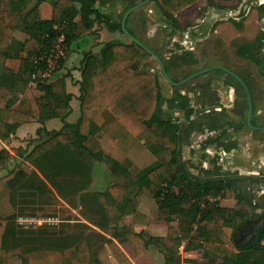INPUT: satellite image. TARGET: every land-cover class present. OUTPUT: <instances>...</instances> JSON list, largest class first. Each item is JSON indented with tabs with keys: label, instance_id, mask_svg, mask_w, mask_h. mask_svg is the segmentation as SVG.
I'll list each match as a JSON object with an SVG mask.
<instances>
[{
	"label": "trees",
	"instance_id": "obj_1",
	"mask_svg": "<svg viewBox=\"0 0 264 264\" xmlns=\"http://www.w3.org/2000/svg\"><path fill=\"white\" fill-rule=\"evenodd\" d=\"M31 1L0 0V140L10 141L19 127L31 121L44 124L60 119L64 124L59 130L46 131L32 150L20 147L13 150L15 154L7 149L0 151V172L9 169L15 155L35 168L28 172L22 162L8 170V174L0 177V191L7 189L9 193L26 196V199L30 197L34 202L39 198L41 206L62 197L76 207L73 197L86 189L95 163L105 162L116 180L107 192L113 203L105 204L103 194L95 198L85 195L82 200L88 202L81 210L82 215L89 219L92 209L98 207L96 221L103 227L117 224L127 216H134V222H137L140 200L148 196L156 201L159 218L168 225V234L164 238L144 231L136 232L133 224L117 228L116 235L125 237L136 255H141L148 244H152L169 264H181L180 248L186 242V249L203 252L205 263L199 264H216L218 259L224 264H264V220L257 212L260 205L254 195L243 189L247 181L235 182L230 176L213 182L193 180L182 172L178 155L181 130L187 138L195 129L218 131L226 126L235 129L234 121L224 122L223 118L209 114L192 122L187 111L188 101L180 89H176L174 98L166 99L158 76L144 71L147 61L152 59L157 63V60L132 41H112L105 43L99 54H84L80 68V117L76 123H68L73 95L67 90L66 78L38 82L39 94H35L31 88L33 75L42 71L35 58L53 43L57 28L65 27L69 50L74 42L91 33L96 24L110 23V18L96 10L91 0H57L52 1V20H43L39 9L42 0H37L30 8ZM197 1L166 0L162 15L178 29L175 14ZM126 11L120 15L117 24L121 32ZM133 15L128 17L127 23ZM78 16L80 20L76 21ZM128 31L138 38L130 28ZM17 32L25 33L29 39L20 42L16 39ZM262 39L264 35L259 36L258 47L263 45ZM243 55L249 56V53ZM165 66L167 69V63ZM236 84L243 89L238 81ZM18 93L22 96L17 100ZM165 104L168 108L175 106L184 110L190 124L183 128L172 118H166L163 115ZM102 109L111 111L136 139L144 143L156 158L155 163L132 173L128 166L105 153L97 138L99 127L93 120L94 112ZM237 128L239 132L242 126ZM224 133L226 130L212 143L219 142L222 146L220 139ZM210 174L223 175L220 169L209 171ZM253 179L257 185L258 182L264 184V174ZM219 198L236 200L238 208L221 207ZM95 202L99 205H94ZM79 226L82 224L62 225L67 231L73 230L65 236L68 238L62 243L63 247L74 245L62 264H104L97 250L84 241V232ZM252 226H256L253 240L233 248L237 233ZM59 238L61 235L57 237L44 229L25 234L17 229L14 214L0 215V264H8V257L20 248L27 247L28 251L35 246L41 249L58 247Z\"/></svg>",
	"mask_w": 264,
	"mask_h": 264
},
{
	"label": "crops",
	"instance_id": "obj_2",
	"mask_svg": "<svg viewBox=\"0 0 264 264\" xmlns=\"http://www.w3.org/2000/svg\"><path fill=\"white\" fill-rule=\"evenodd\" d=\"M37 0H32L30 4V8L35 6ZM52 1L57 0H42L39 9L40 14L43 20H52L54 15V9L52 5ZM94 3V8L98 11H100L102 14L110 18V23L106 24L104 22L96 24L93 31L91 33H88L84 35L81 39L74 42L71 47L68 50V56L65 59V62L62 65L61 70L57 74V78H66V85L67 90L69 93L73 95V98L70 102V105L72 107V111L70 115L67 118V122L74 124L78 121L80 117V82L82 80V72L80 70L82 65V59L85 53L87 52H93L94 54H99V52H95V45L97 44V47H100V50L104 46L105 43L112 42V41H118L122 43H130L131 40L120 31L118 28L117 22H119L120 15L130 8V0H91ZM232 0H217V3L220 7H222V12H224V16L222 18H219L212 24L206 23V18L204 17L198 20L197 25L194 27L183 29H175L174 23L168 21L164 17H158V25L161 27L167 29H172L174 32H172V46H182L190 45L195 46L197 42H202L205 40L206 35L211 34V30L215 25V35L217 40L216 48H222L225 52L223 54H226L232 58L230 60L229 66L237 71H241L242 61H240L238 58L234 56V48H233V42L236 41L239 37L240 40H246V43L253 42V40L256 38L257 35H255V38L253 40L248 39L247 32L248 29L252 23V20L250 21V7H244L242 9L243 16L239 14V8L235 7L237 6L236 2H231ZM249 2L251 0H248ZM257 4V1H256ZM77 8H80L79 4H76ZM132 7V5H131ZM191 7L188 6V8ZM241 9V8H240ZM139 9L132 12L134 15L131 17L129 22L127 23V27L130 28L139 39L143 40L145 45L148 46L151 50L158 53L159 55H162V47L163 45H160V37L161 35H158L159 31L156 30V32L153 33V31H149L146 33L148 41H145L143 37L141 36L144 33V25L140 23V19L143 14H139ZM155 11V9H154ZM210 11V10H209ZM227 11V12H225ZM153 12L152 9L149 10V13L151 14ZM131 13V14H132ZM130 14V15H131ZM140 15V16H139ZM179 15L182 16V14H176L175 17L177 20L179 19ZM233 15L235 18H233ZM162 19V20H161ZM80 20V16L77 17L76 21ZM186 20V18H183L181 22L178 23L180 25ZM239 20L241 22L239 23ZM262 24H264V19H261ZM255 24L259 23V18H257L255 21ZM112 25L113 32L112 37L115 38L111 41H103L99 40L98 38L100 35L103 34V28L105 26ZM264 26V25H263ZM239 27V29L237 28ZM259 30V28H258ZM142 31V32H141ZM257 33H259L257 31ZM157 35V36H156ZM156 36V38H154ZM125 37V38H124ZM16 39L20 42H26L29 37L25 33L17 32L16 33ZM212 57V53L208 54V60H210ZM154 61L151 59L147 61L144 64V71L149 72L152 75H157L160 81L162 93L166 99H170V93H171V86L167 82L165 78H163L159 74H155V68H154ZM242 73V72H241ZM55 79V80H56ZM32 91L35 94H39L37 85L32 87ZM220 95V104H214L210 106L212 111V116L214 117H220V112L225 109L226 111L230 110V103H231V97H230V91L226 87H220L218 91ZM22 94L18 93L17 100L21 98ZM203 95L200 94V92L197 94V98L194 100L195 108L199 110L200 105L202 103ZM168 108V105L165 104L163 107V110H166ZM210 110V109H209ZM108 111V112H107ZM170 111V110H169ZM166 113V112H165ZM229 113V112H228ZM114 114L107 110H97L93 114V120L99 127V130L97 132V138L104 149L105 153L109 155L114 160L126 165L129 167V169L132 171V173H135V168L132 166L133 163L139 161L141 163H146L145 166L137 167L139 172L143 170L144 168L152 165L155 163L156 158L146 149L143 142L139 141L138 144L135 143L134 138L128 133V132H121L122 127L126 128L120 121L113 118ZM209 115V114H208ZM206 115V116H208ZM200 117V115L192 116V122L197 120ZM55 120V119H52ZM60 120V119H59ZM51 121V120H49ZM46 121L44 124L37 122V121H31L28 124H25L18 128L17 133L12 136L11 140L8 142H4L0 140V151L3 149L9 150L12 154H15L13 152L16 148H23V149H33L34 146H36L39 143V140L42 136H44V133L46 131L51 132L54 130H59L62 128L64 122L61 120V126L58 129H52L48 127V122ZM190 124L188 121L185 127ZM29 125H33L32 127L27 128ZM183 126V128H184ZM240 126V125H239ZM26 129L25 133H22L23 130ZM40 130L41 134L40 135ZM128 130V129H127ZM223 130L218 131H212L208 128H205L204 131H200L198 129H195L192 132V142L190 141V138L184 137L183 130L180 131V145L178 150V155L180 157V161L183 165L182 172L185 174L186 177L191 178L193 180H199L202 182H213L214 180H221L226 178L228 176L236 178L237 176H247V177H254V176H260L261 174H264V155L260 154V148H258L257 144L254 143H246V146L237 145V143L234 144V147L231 149L229 154H226L224 151V145L219 146V142L212 143V141L215 140L216 137L219 136V134ZM233 128H229L225 135L223 136L226 143L229 140H237L238 143L243 142V138L247 136V132L241 129L239 132L237 131L236 134L232 133ZM234 136V138H233ZM197 137V138H194ZM30 139H32L30 141ZM217 139V138H216ZM27 140L29 142H27ZM115 140H117L118 145H115ZM233 143V142H232ZM122 144H124V149H122ZM216 147L219 148L220 155L214 156L216 150ZM217 154V153H216ZM16 157L13 159L15 160H22L21 157L15 155ZM154 159H153V158ZM97 163H105V162H97ZM29 165V163H28ZM31 165V164H30ZM96 163L93 167L90 180H88L86 184V189L81 190L78 192V194L73 197L74 204H76V207L72 206L68 200L63 199L62 197H59V201H61L64 205V209L71 210L72 212H75L79 218L75 220H62V225L65 224H82V226H79V229L83 230L84 235V241L88 244V246L92 247L93 249L97 250L98 257L104 264H169L166 260V258L159 252V250H155L153 247L154 245L148 244L145 251L141 255H136L129 244V242L126 240L123 236H117L116 235V229L121 228L123 226H129L134 225L136 232H148L152 236L157 237H167L168 234V225L165 221L161 220L158 217V220L155 217L156 211H158L157 203L154 199H151L152 202H150L149 207L146 211H142L140 207L145 204L143 202V196L140 200V206H139V220L137 222H134V216H127L121 218L117 224L112 225H106L103 227L99 224L96 220H98L97 215V208L92 209L90 212L91 217L89 219H86L82 215V211L84 210L87 200H82V197L86 195V197L93 196L99 197V194H103L105 196L104 203L105 204H112L113 200L111 196L107 195L108 189L113 185L111 180H108L107 177L103 174L102 170H100L101 175H103V180L108 181L106 184V187L103 189L101 187H98V184L103 181L101 179L102 176L94 175V172L97 170ZM108 169L109 165L106 163ZM32 167V165H31ZM11 169V168H9ZM34 169V168H33ZM217 169H220V173L223 175H216V174H210L208 175L209 171H216ZM134 170V171H133ZM7 171V170H6ZM233 172V173H230ZM115 179V178H114ZM232 181H239L238 179H232ZM247 181L248 184H246L243 189L244 191L248 192L249 194H253L256 201L259 203L260 207L258 208L257 212L260 213V215H264V184L261 182H258V185L255 182H252V180L243 179V182ZM214 201V199H211ZM220 206L223 208H229V209H237L238 208V202L233 199H224L219 198ZM94 205L98 206L96 202ZM264 220V219H263ZM153 228L158 234H153L150 229ZM237 238L234 239L233 242V248L241 245H246L250 243L253 239L249 240H240L239 232L237 233ZM186 242L183 243L182 247L180 248V255L182 258L181 264H199V263H205L204 262V255L203 252L199 249H186L185 248ZM153 247H152V246ZM216 264H224L223 260L218 259Z\"/></svg>",
	"mask_w": 264,
	"mask_h": 264
},
{
	"label": "rangeland",
	"instance_id": "obj_3",
	"mask_svg": "<svg viewBox=\"0 0 264 264\" xmlns=\"http://www.w3.org/2000/svg\"><path fill=\"white\" fill-rule=\"evenodd\" d=\"M143 0H130V7L131 5L138 4L140 2H142ZM166 0H152L151 2H149L148 4H146L144 7L140 8L138 11L139 14H143L141 19H140V23L144 25V33L141 36L143 37V39L145 41H150L148 40V37L146 35L147 32L149 31H153L156 32L159 31L158 35H161L160 37V45H163V49H162V57L165 59L166 57H170L171 53H173L174 51V47L172 46V32H174L172 29H167L164 28L163 26H159L157 23L158 21V17L162 18V12L161 9L165 8L164 4H165ZM239 4L237 6H239V14L243 15L242 13V8L244 7H250V14H249V19L250 21L252 20V23L248 29L247 32V38L253 40L255 38V35L263 32L264 30V24H262L261 19H264V11H261L260 9H257L258 7V2H262L264 0H251L250 2L248 0H238ZM256 1L257 4H256ZM152 9L153 12L150 14L149 10ZM155 9V11H154ZM217 11V12H222V9L220 8L219 4L217 3V0H198L196 3L192 4L191 7H187L186 9H184L180 14H182V16L179 15V22H181V20L183 18H186V20L180 24V28L183 29L184 27L189 28V27H194L195 25H197L198 20L200 21V19L204 18V17H209L210 15V11ZM227 12V11H225ZM140 16V15H139ZM234 16V15H233ZM165 18V17H164ZM259 18V23L255 24V20ZM162 20V19H161ZM119 22H117L118 24ZM259 28V30H258ZM103 34L102 36L100 35V37L98 38L99 40H103V41H111L115 38L112 37V32H113V27L112 25L109 26H105L103 29ZM257 31L259 33H257ZM142 32V31H141ZM212 35H210V39L209 41H205L204 43L202 42H198L197 43V48L199 50V52H203V55L206 54H210L212 53V51L214 50L216 52L217 48V40H216V35H215V25L211 31ZM157 36V35H156ZM156 36L154 38H156ZM125 38V37H124ZM241 38V37H239ZM211 41V43H210ZM241 41V40H240ZM244 41V40H242ZM209 43L211 44L210 47H207L209 45ZM187 46V45H185ZM206 48L205 50H201L202 48ZM100 47H97V44L95 45V52H99L100 51ZM184 48V47H183ZM182 48V49H183ZM181 49V50H182ZM179 51V50H177ZM260 56L261 58L264 59V51L260 52ZM68 56V53H67ZM175 56L173 55V58ZM65 61V60H64ZM185 66V64H183ZM179 68V71L176 72L175 71V75L177 76L178 79H182V77H184L186 74L191 73L192 69L190 68ZM247 66V64L245 65ZM154 68H155V74H160V67L157 63H154ZM249 69H246L243 71L248 72ZM58 74V73H57ZM57 74L55 75L54 79L55 80L58 76ZM250 80V76H247ZM231 82H233V80L230 79ZM189 86V85H188ZM187 86V87H188ZM173 90V89H170ZM240 96L243 97V99H239L238 100V104L237 106H235V109L232 111L233 115H234V126L235 129L232 131L233 134L237 133V127L242 123L244 125H246V121L248 118V111H247V100L244 94V91L240 88ZM213 104V103H211ZM164 107V106H163ZM170 110V108H169ZM168 109L163 110V115L167 118H174L173 117V112ZM108 112V111H107ZM166 112V113H165ZM113 116V115H112ZM113 118L115 119V117L113 116ZM186 116H182L179 115L178 116V120L180 121V124H182L183 126L187 124L188 120H186ZM116 120V119H115ZM48 127L52 128V129H58L61 126V120L59 119H55V120H51L48 122ZM238 125V126H237ZM33 125H29L27 128L32 127ZM244 127V131L247 132V136L245 138H243L242 140H244L241 143H238L237 140H229L227 142L226 145H230L231 147H234V144L237 143V145L241 144L244 146H246V143H254V140L256 139V136L251 134L250 129L245 128ZM121 132H128L130 135L132 134L129 130H127V128L122 127ZM26 129L22 131V133H25ZM134 138V135H131ZM188 138H190V141L192 142V135L187 136ZM197 138V137H194ZM234 138V136H233ZM264 137L260 136L258 139H262ZM136 138H134L135 140ZM32 139H30L31 141ZM27 142H29L27 140ZM135 143L138 144V140L134 141ZM233 142V143H232ZM115 145H118L117 140H115ZM236 145V144H235ZM236 145V146H237ZM261 146V145H260ZM260 148V147H259ZM122 149H124V144H122ZM27 150H31L30 148ZM260 154H264V145H262L261 149H260ZM216 156V153H214ZM22 158V157H21ZM153 158V157H152ZM154 159V158H153ZM25 163V169L28 172H32L33 170H35L34 166L29 163V162H25L24 159L22 158V160H12L9 165L8 168L11 169H7L6 170H2L0 172V177L8 174V170L11 171L12 169H14V167L18 166V164L20 163ZM29 163V165H28ZM32 167H31V165ZM96 167L97 170L94 172V175H99L102 176L101 179L103 180V175H101L100 170H102L103 174L107 177L108 180H111L112 182H110V184H115L116 180L114 179V177L112 176L111 171L108 169L106 163H96ZM146 163H141L139 161L132 164V166H134L135 168V173H138L139 170L137 169V167H142L145 166ZM34 168V169H33ZM233 173V172H230ZM108 181L103 180L101 181L98 187L101 188H105L106 184ZM28 199H26V196L21 197L20 194L18 193H14L11 192L9 193V191H7V189H4L2 191H0V215L2 217H6L8 215H12L14 214L16 216V227L20 232L23 233H29V232H37L40 231L41 229L44 230H48L50 232V234H54L60 236L61 238H59L57 240V242H59L58 247L54 246L52 247H46V248H40L39 246H35V247H31L28 251L26 250L27 247L25 248H20L19 250L16 251V253L11 254L8 257V264H62L63 259L69 255L71 253L72 248H74V245L71 246L70 248H68L66 245L63 247L62 243L66 242L65 237L68 232H72L73 230H66L64 227H62V220H75L77 218H79V216L75 213L72 212L71 210H66L64 209V207L66 205H64L61 201H53L51 202V204L49 205H43L38 203L40 201L39 198H35L36 202L31 201L30 197H27ZM26 199V200H25ZM152 198L145 196L143 198V202L145 204H143L140 209H142V211H146L147 208L150 205V202H152L151 200ZM26 201V202H25ZM155 217L158 220L159 214L158 211H156ZM26 218H35V219H41L43 220V223L41 225H30L27 223H24V221H22L23 219ZM48 222V223H47ZM52 222V223H50ZM50 223V224H49ZM150 231L157 235L158 233L151 228ZM255 233V232H254ZM253 234V233H252ZM63 236V237H62ZM69 236V235H68ZM253 238V235H251L250 239ZM152 246V245H151ZM153 247V246H152ZM64 248V249H63ZM155 250H157L155 248V246L153 247ZM63 249V250H62Z\"/></svg>",
	"mask_w": 264,
	"mask_h": 264
},
{
	"label": "flooded vegetation",
	"instance_id": "obj_4",
	"mask_svg": "<svg viewBox=\"0 0 264 264\" xmlns=\"http://www.w3.org/2000/svg\"><path fill=\"white\" fill-rule=\"evenodd\" d=\"M145 1V0H143ZM142 1V2H143ZM152 1V0H151ZM150 1V2H151ZM231 2H236L235 4L238 5L239 1L238 0H232ZM258 2V1H257ZM141 3V2H140ZM139 4V3H138ZM258 7L257 9H260L261 11H264V1L258 2ZM144 7V6H143ZM239 8V6H235ZM222 8V7H220ZM244 6L241 8L243 9ZM251 9V8H250ZM182 12V11H181ZM179 12V13H181ZM177 13V14H179ZM176 15V14H175ZM243 16V15H242ZM233 18H235L233 16ZM241 20H239V23ZM179 20H177V27L180 29V25H178ZM239 29V27H237ZM213 29V28H212ZM212 31V30H211ZM216 31V30H215ZM212 35V33L210 34ZM210 35H206V39L202 41L204 43L205 41H209ZM260 35H264V30L263 32L259 33L258 36L253 40V42L246 43L245 41H240V38H238L236 41L233 42V48H234V56L238 58L240 61H242V66H241V71H237L233 69L232 67L229 66L230 60L232 58L226 54H223L224 49L223 47L218 48L216 52L213 50L212 51V57L210 60H208V54L203 55V52H199L197 48V43L195 46H175L173 53H171L170 57H166L165 62L162 60L159 54H157L161 60L163 61L164 65L167 63V74L170 76V78L176 82H182L186 80L188 77L201 72L206 69L213 68L209 72L202 74L200 76H197L184 84L180 86H173L169 83L171 86V93H170V99L174 98L176 95V89H180V93L184 96V98L188 101L189 107L187 108L188 115L190 118L195 115H200V117H204L208 114H212L210 106L216 104H220V95L218 93L220 87H226L230 91V97H231V103H230V110L226 111L223 109L220 112V118H223V121L225 122L226 120H231L234 121V115H233V110L235 109V106L238 104L239 99H243V97L240 96V86L236 84V81H238L234 76H232L228 71L234 72L238 76H240L244 82L246 83L249 93H250V99L252 103V110H253V126L256 129H250L248 127V123L246 121V125L240 124L242 126V129L244 130L245 128L250 129L251 134L256 136V139L254 140L255 144H257L258 148L262 147L264 145V138L258 139L260 136L264 137V59L261 58L260 52L264 51V39H262L263 45L258 47L257 41ZM211 43V41H210ZM207 47H210V44ZM247 47V48H246ZM183 48V49H182ZM182 49V50H181ZM206 48H202L201 50H205ZM179 50V51H177ZM153 51V50H152ZM247 52L249 53V56H244L243 54ZM156 53V52H155ZM173 55L175 56L173 58ZM162 56V55H161ZM158 63V62H157ZM185 64V66L183 65ZM247 64V66H245ZM159 65V63H158ZM190 68L192 69L191 73L186 74L182 79H178L177 76L175 75V71L178 72L179 68ZM160 67V65H159ZM166 68V66H165ZM246 69H249L248 72L243 71ZM161 70V67H160ZM242 72V73H241ZM163 78H165L162 70L160 71V74ZM250 76V80L247 79ZM166 79V78H165ZM233 80V82L230 81ZM167 80V79H166ZM239 82V81H238ZM240 83V82H239ZM241 84V83H240ZM189 85V86H188ZM188 86V87H187ZM243 87V91L246 97V102H247V111H248V116H249V98L248 94L244 88V86L241 84ZM200 92V94L203 95L202 98V103L200 105V108H195L194 100L197 98V94ZM176 104H178V101H175ZM213 103V104H211ZM210 109V110H209ZM170 110L173 112V117L175 123H180L178 120V116L182 115L185 116L184 110L171 106ZM229 112V113H228ZM248 120V118H247ZM229 126H226L223 130H229ZM234 130V128H233ZM204 131V130H203ZM223 132V131H222ZM221 132V133H222ZM220 133V134H221ZM219 134V136H221ZM225 135V133H224ZM223 135V136H224ZM218 136V137H219ZM223 136L220 139V142L223 143L224 145V151L226 154H229L231 149L230 145H226L227 143L224 140ZM216 137V138H218ZM215 138V140H216ZM261 145V146H260ZM216 155H220L219 153V148L216 147ZM264 155V154H263ZM256 226L251 227H245L242 230L239 231V239L240 240H249V238L252 235V231L254 230Z\"/></svg>",
	"mask_w": 264,
	"mask_h": 264
},
{
	"label": "built area",
	"instance_id": "obj_5",
	"mask_svg": "<svg viewBox=\"0 0 264 264\" xmlns=\"http://www.w3.org/2000/svg\"><path fill=\"white\" fill-rule=\"evenodd\" d=\"M67 52L68 47L66 45L65 27L62 26L57 28V36L53 43L47 49L45 48L39 57L35 58V62L42 71L35 72L31 86L34 87L41 81H52L55 75L60 71L62 62L67 58ZM22 221L34 226L43 223V220L35 218H26ZM262 244L264 245V242Z\"/></svg>",
	"mask_w": 264,
	"mask_h": 264
},
{
	"label": "water",
	"instance_id": "obj_6",
	"mask_svg": "<svg viewBox=\"0 0 264 264\" xmlns=\"http://www.w3.org/2000/svg\"><path fill=\"white\" fill-rule=\"evenodd\" d=\"M151 0H145L139 4H136L135 6H132L130 7L126 13L124 14L123 16V19H122V31L123 33L132 41L134 42L135 44L141 46L147 53H149L152 57H154L157 62L159 63L160 67H161V70L165 76V78L167 79V81L173 85V86H180L182 84H184L185 82L197 77V76H200L202 74H205L207 72H209L210 70H212L213 68H210V69H206V70H203L201 72H198L190 77H188L186 80L182 81V82H179V83H176L174 82L170 76L167 74V71H166V68H165V65L163 63V61L161 60V58L154 52L152 51L148 46H146L141 40H139L138 38L134 37L133 35H131V33L128 31V28H127V19L128 17L130 16V14L140 8H142L143 6H145L146 4H148ZM224 12H217V11H210V15L209 17L206 18V23L207 24H212L214 23L216 20H218L219 18H222L224 16ZM232 76H234L245 88L247 94H248V98H249V116H248V120H247V123H248V127L250 129H256L254 126H253V110H252V103H251V99H250V93H249V89L246 85V83L244 82V80L238 76L237 74H235L234 72H231V71H228ZM262 130H264V128H262ZM180 159V157H179ZM228 179V178H226ZM230 179H238V180H243V179H247V180H252V181H255V179H253V177H247V176H237L236 178H233L231 177ZM264 219V215L261 216V220ZM256 231V227L254 228V230L252 231V233L254 234V232ZM252 234V235H253Z\"/></svg>",
	"mask_w": 264,
	"mask_h": 264
}]
</instances>
